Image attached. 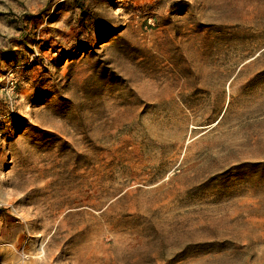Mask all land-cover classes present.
<instances>
[{
	"label": "rangeland",
	"instance_id": "374dc122",
	"mask_svg": "<svg viewBox=\"0 0 264 264\" xmlns=\"http://www.w3.org/2000/svg\"><path fill=\"white\" fill-rule=\"evenodd\" d=\"M0 264H264V0H0Z\"/></svg>",
	"mask_w": 264,
	"mask_h": 264
}]
</instances>
